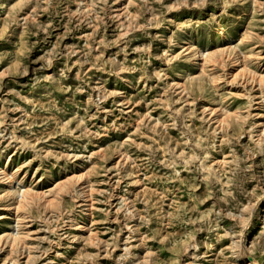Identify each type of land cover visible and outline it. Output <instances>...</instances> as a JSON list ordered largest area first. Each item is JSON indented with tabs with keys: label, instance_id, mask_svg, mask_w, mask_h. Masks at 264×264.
<instances>
[{
	"label": "rangeland",
	"instance_id": "obj_1",
	"mask_svg": "<svg viewBox=\"0 0 264 264\" xmlns=\"http://www.w3.org/2000/svg\"><path fill=\"white\" fill-rule=\"evenodd\" d=\"M247 261L264 0H0V264Z\"/></svg>",
	"mask_w": 264,
	"mask_h": 264
},
{
	"label": "bare ground",
	"instance_id": "obj_2",
	"mask_svg": "<svg viewBox=\"0 0 264 264\" xmlns=\"http://www.w3.org/2000/svg\"><path fill=\"white\" fill-rule=\"evenodd\" d=\"M241 69H242V68H241ZM262 80H263V78H262ZM258 82H259V81H258ZM3 178H4L5 182H6V188H8V191H9L10 188L13 187V186H12V183H13V181H14V179L12 180L13 176H12V175L8 176L7 174L4 173V174H3ZM73 180H74V181H77V183H78L80 179H78V178H74ZM64 186H65V185H64ZM67 187H68L67 189L70 190V189L72 188V183H70V184L68 183V184H67ZM65 188H66V186H65ZM63 189H64V187H63ZM21 191H22V190H21ZM21 194H22V195H21ZM21 194H20V195H21V198H24V196L27 195V194H25L24 191H23ZM21 200H22V199H21ZM243 259H245V258H243ZM247 263L250 264L248 261H247ZM247 263H246V264H247Z\"/></svg>",
	"mask_w": 264,
	"mask_h": 264
}]
</instances>
